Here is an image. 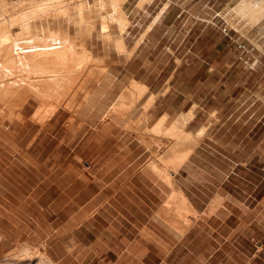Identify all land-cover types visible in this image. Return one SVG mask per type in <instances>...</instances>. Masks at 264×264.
<instances>
[{"label": "crops", "instance_id": "1", "mask_svg": "<svg viewBox=\"0 0 264 264\" xmlns=\"http://www.w3.org/2000/svg\"><path fill=\"white\" fill-rule=\"evenodd\" d=\"M235 2L125 1L136 66L150 49L134 77L145 88L136 142L76 146L53 183V214L67 210V220L46 235L40 206L36 242L28 225L14 238L10 223L3 255L44 246L53 264H264V39L258 49L246 20L245 35L225 33L222 8ZM39 103L27 100L21 117L33 118L25 109ZM98 109L77 119H120L107 95Z\"/></svg>", "mask_w": 264, "mask_h": 264}, {"label": "rangeland", "instance_id": "2", "mask_svg": "<svg viewBox=\"0 0 264 264\" xmlns=\"http://www.w3.org/2000/svg\"><path fill=\"white\" fill-rule=\"evenodd\" d=\"M5 1L7 11L24 4L22 8L26 13L24 16H14L10 13L3 14L1 12L3 7L0 5V20L7 21L5 25H7L6 28H10L9 32L11 31V33L19 29L18 26H12L15 20L22 16L25 21L32 20V17L36 18L44 4L47 5L45 11L55 9L52 13L56 16L62 12V7L55 5L58 0H31L36 2L33 7L29 6L31 4L29 0ZM86 1L90 5L86 4L88 6L82 7V0H77L72 6L71 12L75 15V19L69 30L71 41L78 36L80 29L86 25L84 22L79 21V16H81L79 13L83 11L93 12L95 9V0ZM112 1L114 0H107L104 12L105 14L108 13L106 15L109 16V20L115 22L112 23V27L116 29L118 27V23L115 21L117 13L115 9H112ZM224 2L226 0H222V3ZM235 5L231 9L228 7L222 8L221 16L224 17V19L222 18L225 21L224 26L227 27L225 33L231 29L236 35H245L244 27L246 24L244 22L246 20L247 26H253V30L249 31V34L252 35V41L258 49H262L254 40H260L262 37L264 39V0H236ZM33 11H37L35 15ZM8 14H10V18L14 16L11 22V19L7 17ZM229 15L236 18V24L228 22ZM60 16L65 20L68 19L64 14ZM124 16L126 17L125 13ZM9 32L6 29L3 32L1 30L0 36L11 34ZM62 35H64V32L59 30L47 33L46 42L55 44L61 41ZM96 35V33L87 32L86 42L89 54L94 60L91 65L100 70L101 74L85 72L77 77L74 76L68 83L57 81L59 85L56 82L55 93L42 97V100L28 96L27 100L41 101L39 104L27 105L25 110L28 116L34 112L33 118H30V120L22 119L21 116L20 118H11L8 116L10 113L6 109L0 111V195H12L11 198H0V242L4 239V234L10 223L13 224L14 238L21 235V231L17 230L16 227L24 229L28 225L27 234L30 235V240L36 242V238L31 237V235H35V223L43 221L40 216V206L42 205L45 209L46 235L50 234L48 230H51L52 224L58 223L59 219L61 222L67 220V210L60 218L53 214L54 211L58 212L60 208L59 202L54 204L56 193L54 192L53 183L54 180H57L58 186L59 176L64 174L69 167L73 154L72 150L76 146L100 143L127 145L136 142V102L132 107L127 106V100L124 96L126 92L134 91L136 70L147 60V53L150 49L146 48L144 50V55L137 60L136 66V55L134 56L132 51L133 41L126 39L125 34H123L125 44L123 48L113 43H106ZM37 44L41 45V43H36L33 46ZM241 54L244 55L242 52ZM155 57L157 62H165L164 55L162 56L159 53ZM29 66H24L23 77L27 80L25 82L31 84L32 80L29 79L34 76V71ZM136 85L143 89V92L136 89V96L144 94L145 88L138 83ZM106 95L109 101L110 113L118 115L120 119L103 121L77 119L80 112L81 115H85L86 112L92 111V106H98V110H100V101ZM26 102L22 108L26 105ZM92 102L95 103L91 104ZM22 108L20 111L18 110V113L21 112ZM53 116H55L54 119H52ZM102 127H105L104 132L107 135L100 134ZM59 167L61 168L59 169ZM54 177L56 178L54 179ZM42 180H45L44 187L40 184ZM10 182H12V185ZM42 191H44V199L40 200L39 197L42 195ZM23 248L36 250L38 258L43 261L40 264H53L47 256L46 247ZM18 249L16 250L18 251ZM16 250L3 255L4 248H1L0 262L7 255L14 254Z\"/></svg>", "mask_w": 264, "mask_h": 264}, {"label": "bare ground", "instance_id": "3", "mask_svg": "<svg viewBox=\"0 0 264 264\" xmlns=\"http://www.w3.org/2000/svg\"><path fill=\"white\" fill-rule=\"evenodd\" d=\"M75 1L77 2V0H58L55 5L62 7V12L58 16L52 13L55 9L45 11L47 5L44 4L40 8L39 15L27 21L23 19L24 14H26L22 8L24 4L7 11L6 1H0L3 14L23 15L22 17L19 16L20 18L15 20L14 23L12 22L13 27H19L13 33L9 32L10 28H6L7 21L0 20V31L3 32L6 29L11 33L0 36V111L6 109L10 113V115L8 114L9 117L20 118L21 114L18 113V110L20 111L28 96L41 99L44 96L53 95L56 91L55 88L59 85L57 81L68 83L74 76L77 77L85 72L101 74L100 70L91 65L94 60L87 48V32L96 33L99 39L106 43H113L120 48L125 46L123 34L128 26V20L124 16L122 7L126 0L111 2L113 3V5L111 4L112 9H115L117 13L115 21L118 23V27L116 29L112 27L114 21L109 20V16L106 15L108 13L105 14L104 12L107 0H95L93 12L83 11L79 13L81 14L79 21L84 22L86 25L80 29L78 36L71 41L69 30L75 19V15L71 12L72 6L76 3ZM35 4V1H31L29 6L33 7ZM86 4L90 5L86 0H82L81 6H88ZM36 12L33 11L34 15ZM10 14L7 15L8 18H10ZM63 14L68 19L65 20L60 16ZM14 16H11L10 22ZM58 30L64 32L61 41L48 44L46 34ZM36 43H41V45L33 46ZM26 65H30L29 68L32 67L34 71V76L29 79L32 80L31 84L25 82L26 79L23 77L24 66ZM133 88L134 91L126 92L124 96L127 100V106L131 107L136 102V89L143 92V89L137 86L136 83H134ZM38 257L36 250H27L20 247L14 254H9L3 258L0 264H40L43 261Z\"/></svg>", "mask_w": 264, "mask_h": 264}, {"label": "built area", "instance_id": "4", "mask_svg": "<svg viewBox=\"0 0 264 264\" xmlns=\"http://www.w3.org/2000/svg\"><path fill=\"white\" fill-rule=\"evenodd\" d=\"M238 49L242 51V53H244L246 56H248V58L254 56L256 52V48L253 45H247L245 43H240L238 45ZM257 63L260 64L261 61L258 60Z\"/></svg>", "mask_w": 264, "mask_h": 264}]
</instances>
